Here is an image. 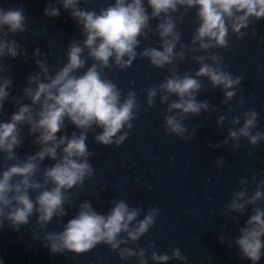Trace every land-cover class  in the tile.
<instances>
[{
  "label": "water",
  "instance_id": "water-1",
  "mask_svg": "<svg viewBox=\"0 0 264 264\" xmlns=\"http://www.w3.org/2000/svg\"><path fill=\"white\" fill-rule=\"evenodd\" d=\"M0 264H264V0H0Z\"/></svg>",
  "mask_w": 264,
  "mask_h": 264
}]
</instances>
